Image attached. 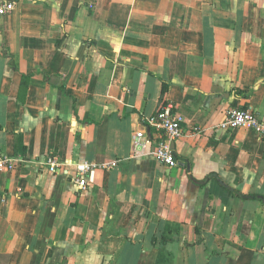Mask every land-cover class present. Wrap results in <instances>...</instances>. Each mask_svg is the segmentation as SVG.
<instances>
[{
  "label": "crops",
  "instance_id": "0c3cea01",
  "mask_svg": "<svg viewBox=\"0 0 264 264\" xmlns=\"http://www.w3.org/2000/svg\"><path fill=\"white\" fill-rule=\"evenodd\" d=\"M13 1L0 264H264V139L217 127L232 106L264 123V0ZM163 106L185 128L171 168L145 124Z\"/></svg>",
  "mask_w": 264,
  "mask_h": 264
},
{
  "label": "built area",
  "instance_id": "2783aa9c",
  "mask_svg": "<svg viewBox=\"0 0 264 264\" xmlns=\"http://www.w3.org/2000/svg\"><path fill=\"white\" fill-rule=\"evenodd\" d=\"M15 2L13 0H0V15H6L13 11ZM145 124L161 134L153 155L163 165L171 168L177 165L173 142L181 138L185 133L182 119L173 114L168 106L161 107L152 116L145 119ZM223 130L245 129L250 130L261 139H264V123L256 112L251 108L232 106L225 113L223 121L217 126ZM196 132H198L195 129ZM140 135L135 136V144L139 143ZM47 164L51 172H55L59 163L55 156L47 158ZM17 160L14 157L0 154V171H13L17 167ZM95 164L82 163L77 165L78 185L85 188L94 180L93 170Z\"/></svg>",
  "mask_w": 264,
  "mask_h": 264
},
{
  "label": "trees",
  "instance_id": "16d2710c",
  "mask_svg": "<svg viewBox=\"0 0 264 264\" xmlns=\"http://www.w3.org/2000/svg\"><path fill=\"white\" fill-rule=\"evenodd\" d=\"M167 88H168V86L166 85V83H164V84H163V92H165V91L167 90ZM233 193L236 194V192H233ZM245 197H246V196H245ZM251 197H253V196H251Z\"/></svg>",
  "mask_w": 264,
  "mask_h": 264
}]
</instances>
